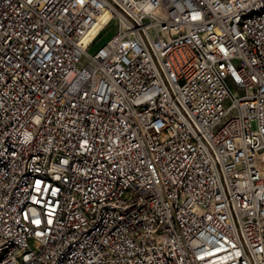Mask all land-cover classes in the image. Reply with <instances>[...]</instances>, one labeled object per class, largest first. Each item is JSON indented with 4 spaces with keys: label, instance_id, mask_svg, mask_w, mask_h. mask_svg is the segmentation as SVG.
I'll return each mask as SVG.
<instances>
[{
    "label": "built area",
    "instance_id": "built-area-1",
    "mask_svg": "<svg viewBox=\"0 0 264 264\" xmlns=\"http://www.w3.org/2000/svg\"><path fill=\"white\" fill-rule=\"evenodd\" d=\"M112 1L0 0V264H264V0Z\"/></svg>",
    "mask_w": 264,
    "mask_h": 264
},
{
    "label": "bare ground",
    "instance_id": "bare-ground-1",
    "mask_svg": "<svg viewBox=\"0 0 264 264\" xmlns=\"http://www.w3.org/2000/svg\"><path fill=\"white\" fill-rule=\"evenodd\" d=\"M123 1L113 0L111 2V12L122 13ZM264 14V1L259 4L252 5L246 11L239 12V15H232V27H238V32L241 34H248V24L246 21H253L256 17H261ZM243 43L250 51V58H252L253 66L264 65V54L262 52V45L253 36H243ZM162 75H172V68L162 67ZM262 75L264 76V67H262Z\"/></svg>",
    "mask_w": 264,
    "mask_h": 264
},
{
    "label": "rangeland",
    "instance_id": "rangeland-1",
    "mask_svg": "<svg viewBox=\"0 0 264 264\" xmlns=\"http://www.w3.org/2000/svg\"><path fill=\"white\" fill-rule=\"evenodd\" d=\"M110 33H111V31L108 29V30H106L105 32L102 33V37L105 38V37L109 36Z\"/></svg>",
    "mask_w": 264,
    "mask_h": 264
}]
</instances>
